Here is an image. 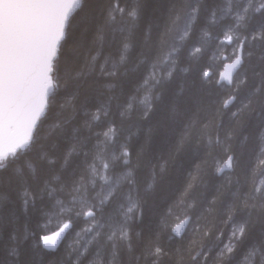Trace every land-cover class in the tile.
<instances>
[{
  "label": "snow or ice",
  "instance_id": "1",
  "mask_svg": "<svg viewBox=\"0 0 264 264\" xmlns=\"http://www.w3.org/2000/svg\"><path fill=\"white\" fill-rule=\"evenodd\" d=\"M0 178V264H264V0H0Z\"/></svg>",
  "mask_w": 264,
  "mask_h": 264
},
{
  "label": "trees",
  "instance_id": "2",
  "mask_svg": "<svg viewBox=\"0 0 264 264\" xmlns=\"http://www.w3.org/2000/svg\"><path fill=\"white\" fill-rule=\"evenodd\" d=\"M154 5H160L161 9L164 5L169 3V0H151ZM209 3L212 0H208ZM235 2V0H234ZM110 81H101V83H108ZM195 100V96H193V102ZM3 178H0V182H2ZM142 179V187H147L148 177L146 174H141ZM15 220L13 226L17 230L20 235L23 243L21 244V261L22 264H59L61 257L63 256V246L60 247L59 251L55 253H49L47 250H38L33 247V239L31 233L36 231V213H33L31 210L27 213L24 212L22 206H17L15 208ZM147 224V219L145 220V225ZM28 238L24 239L26 235V230ZM144 229L142 237L140 239H144L147 236V231L144 228V225H137L136 230L140 231ZM38 238V237H37ZM134 243L137 242V238L135 235L133 236ZM165 242L170 244L171 247H175L171 242H167L165 238ZM8 243L7 232L0 231V259L3 258V250L4 246ZM240 259V257H238Z\"/></svg>",
  "mask_w": 264,
  "mask_h": 264
}]
</instances>
